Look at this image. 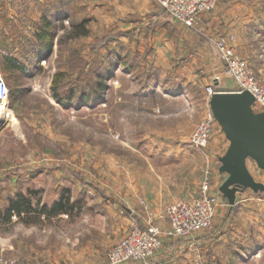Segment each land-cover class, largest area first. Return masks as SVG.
Segmentation results:
<instances>
[{
  "label": "rangeland",
  "instance_id": "374dc122",
  "mask_svg": "<svg viewBox=\"0 0 264 264\" xmlns=\"http://www.w3.org/2000/svg\"><path fill=\"white\" fill-rule=\"evenodd\" d=\"M167 17L157 0H0V256L109 264L132 227L164 231L166 206L196 197L207 177L210 228L164 237L159 264H264V194L246 189L230 207L218 191L229 143L215 120L206 146L190 142L211 113L207 87L236 89L218 36L201 54L174 32L168 43ZM236 54L264 88V52L261 65Z\"/></svg>",
  "mask_w": 264,
  "mask_h": 264
},
{
  "label": "built area",
  "instance_id": "2783aa9c",
  "mask_svg": "<svg viewBox=\"0 0 264 264\" xmlns=\"http://www.w3.org/2000/svg\"><path fill=\"white\" fill-rule=\"evenodd\" d=\"M220 0H157L173 19L186 27H192L201 13L215 9ZM215 47L226 66L225 74L236 85L235 92L248 91L254 101L252 110L264 112V88L257 83L249 71L246 61L240 58L226 37H218ZM208 97L216 92L212 87L206 89ZM8 89L0 71V101H6ZM214 119L211 113L198 123L190 137L196 147L208 143ZM218 206V198L211 193L210 183L204 178L198 195L189 200L177 199L170 202L164 211L166 229L149 225L145 228L132 227L127 234L107 252L109 264H129L143 262L154 257L160 250L164 237L187 239L192 235L210 228ZM0 264H20L17 257L0 256Z\"/></svg>",
  "mask_w": 264,
  "mask_h": 264
},
{
  "label": "water",
  "instance_id": "95a60500",
  "mask_svg": "<svg viewBox=\"0 0 264 264\" xmlns=\"http://www.w3.org/2000/svg\"><path fill=\"white\" fill-rule=\"evenodd\" d=\"M253 101L248 91H216L208 100L213 119L229 143L219 158V171L227 177L218 191L230 207L236 194L246 189L264 194V184L255 181L246 166L251 159L264 171V112L255 113Z\"/></svg>",
  "mask_w": 264,
  "mask_h": 264
},
{
  "label": "crops",
  "instance_id": "0c3cea01",
  "mask_svg": "<svg viewBox=\"0 0 264 264\" xmlns=\"http://www.w3.org/2000/svg\"><path fill=\"white\" fill-rule=\"evenodd\" d=\"M163 27L166 32L165 40L168 43L172 41L174 32L180 41L183 38L187 46H195L197 52L201 54L205 53L212 37L225 36L230 39V45L235 51L248 60V64L250 61L253 62L252 59L258 60L257 65L263 62L260 55L264 52V0H220L212 12L201 13L193 27L177 24L170 17L165 18ZM167 31L171 33L167 35ZM250 52L256 53L257 56L250 57L248 55ZM215 82L217 84L213 86L214 90L227 91L224 84L216 80ZM241 194H236V200ZM26 260V264H57L58 262L55 255L47 257L43 263L39 258L34 257L31 259L27 257ZM162 261L165 260L157 255L149 260V264L155 262L159 264Z\"/></svg>",
  "mask_w": 264,
  "mask_h": 264
},
{
  "label": "trees",
  "instance_id": "16d2710c",
  "mask_svg": "<svg viewBox=\"0 0 264 264\" xmlns=\"http://www.w3.org/2000/svg\"><path fill=\"white\" fill-rule=\"evenodd\" d=\"M84 26H85V25H84V22L78 23V24H76L75 26H73L74 29L78 30V32H79V33L76 34V36H85V35L87 34V29H85ZM74 36H75V35H74ZM5 58H6V62H7V64H9V63L11 64V60H12V59L9 58V57H5ZM13 68H14L15 70L20 69V67H15V66H13ZM54 97H55L56 99H58V96H55V95H54ZM13 208H14V210L17 212V214L19 215V214H20V208H19V206L16 205V204H14ZM58 210H59V211L64 210V205H59Z\"/></svg>",
  "mask_w": 264,
  "mask_h": 264
},
{
  "label": "bare ground",
  "instance_id": "6f19581e",
  "mask_svg": "<svg viewBox=\"0 0 264 264\" xmlns=\"http://www.w3.org/2000/svg\"><path fill=\"white\" fill-rule=\"evenodd\" d=\"M3 105L6 106V101H0V113L2 112V109H3ZM1 117V116H0Z\"/></svg>",
  "mask_w": 264,
  "mask_h": 264
}]
</instances>
